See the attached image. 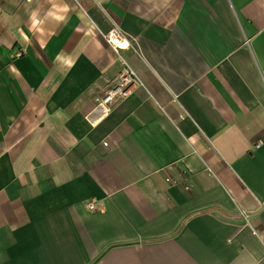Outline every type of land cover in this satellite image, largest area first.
<instances>
[{
    "label": "crops",
    "instance_id": "crops-1",
    "mask_svg": "<svg viewBox=\"0 0 264 264\" xmlns=\"http://www.w3.org/2000/svg\"><path fill=\"white\" fill-rule=\"evenodd\" d=\"M263 74L264 0H0V264H264Z\"/></svg>",
    "mask_w": 264,
    "mask_h": 264
},
{
    "label": "built area",
    "instance_id": "built-area-1",
    "mask_svg": "<svg viewBox=\"0 0 264 264\" xmlns=\"http://www.w3.org/2000/svg\"><path fill=\"white\" fill-rule=\"evenodd\" d=\"M106 43L115 52V59L119 63V69L116 76L105 80L104 86H97L98 92L94 98L95 105L103 106L108 110L110 105L123 101L134 90L142 84L136 71L124 56L125 50L130 48L131 43L128 37L120 29L116 22L112 23L109 30L103 33ZM264 76V74H263ZM258 142L255 146H258ZM107 144V142H103ZM90 209H95V205L88 204Z\"/></svg>",
    "mask_w": 264,
    "mask_h": 264
}]
</instances>
